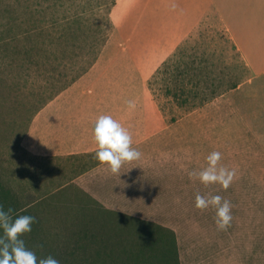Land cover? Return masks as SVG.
<instances>
[{"label":"rangeland","instance_id":"1","mask_svg":"<svg viewBox=\"0 0 264 264\" xmlns=\"http://www.w3.org/2000/svg\"><path fill=\"white\" fill-rule=\"evenodd\" d=\"M113 1L0 0V178L32 204L50 240L92 213L114 240L138 237L135 228L144 225L134 222L171 228L179 264H264V114L243 109L236 87L246 69L224 36L193 35L148 71L142 86L153 98L154 137L137 147L139 159L122 163L120 177L98 178L95 151L42 156L22 145L37 111L97 60L112 29ZM109 70L95 81H114ZM134 86L139 96L141 83ZM213 149L236 169L227 188L188 174L206 166ZM197 192L231 202L226 228L217 227L214 207H195Z\"/></svg>","mask_w":264,"mask_h":264},{"label":"crops","instance_id":"2","mask_svg":"<svg viewBox=\"0 0 264 264\" xmlns=\"http://www.w3.org/2000/svg\"><path fill=\"white\" fill-rule=\"evenodd\" d=\"M109 15L112 29L95 63L32 118L22 145L33 154L95 151L93 125L102 113L128 129L132 147L146 146L154 137L155 110L142 84L148 71L193 35L224 36L228 46L238 51L246 69L236 87L241 89L243 109L264 114V0H115ZM103 67L114 69L105 73L114 81H95L103 75ZM135 83H141L139 96ZM96 171L98 178L120 177L106 163Z\"/></svg>","mask_w":264,"mask_h":264},{"label":"trees","instance_id":"3","mask_svg":"<svg viewBox=\"0 0 264 264\" xmlns=\"http://www.w3.org/2000/svg\"><path fill=\"white\" fill-rule=\"evenodd\" d=\"M92 63L87 67H82L79 74L63 88L68 87L86 72ZM181 89L186 91L183 87ZM168 91L172 92L170 88ZM172 93L181 103H186L188 100L187 97H182V93L178 90ZM0 204L11 207L14 214L28 213L35 216L36 220L31 231L23 237L26 244L33 248L38 256L51 253L60 260V264H100L104 257L108 260L107 264H114L120 256L125 259L123 264H179L175 233L171 228L158 222H134L144 225L135 228L134 234L138 237L129 236L126 239V236L114 240L111 239L106 222H100L92 213L88 222H85V214L82 213L84 215L78 218L80 223L57 241L55 238L50 240L51 236L45 234L41 216L32 204L22 203L16 193L4 184L1 178ZM162 230L165 233H162Z\"/></svg>","mask_w":264,"mask_h":264},{"label":"clouds","instance_id":"4","mask_svg":"<svg viewBox=\"0 0 264 264\" xmlns=\"http://www.w3.org/2000/svg\"><path fill=\"white\" fill-rule=\"evenodd\" d=\"M129 106L133 101H127ZM93 135L96 144L95 157L106 163L113 173L119 172L123 162L139 159L141 152L132 147L131 133L121 122L110 114H99L94 121ZM222 153L213 149L206 156V166L192 170L190 177H197L202 183H219L227 188L236 175L235 168L222 164ZM215 208V223L219 229L226 228L232 219L231 202L219 193L195 195V207L200 209ZM36 217L28 214H14L11 207L0 204V264H60V260L51 253L38 256L29 247L24 234L32 229Z\"/></svg>","mask_w":264,"mask_h":264}]
</instances>
